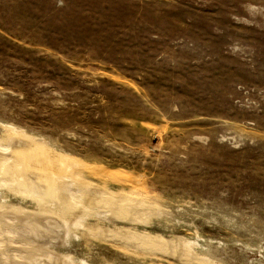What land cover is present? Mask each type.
<instances>
[{
  "label": "rangeland",
  "instance_id": "1",
  "mask_svg": "<svg viewBox=\"0 0 264 264\" xmlns=\"http://www.w3.org/2000/svg\"><path fill=\"white\" fill-rule=\"evenodd\" d=\"M0 264H264V0H0Z\"/></svg>",
  "mask_w": 264,
  "mask_h": 264
}]
</instances>
